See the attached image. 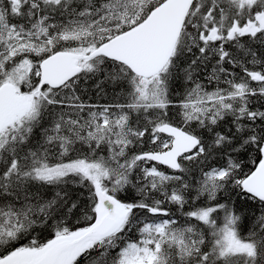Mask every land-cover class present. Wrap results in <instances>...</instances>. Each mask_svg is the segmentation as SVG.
<instances>
[{"label": "snow or ice", "instance_id": "snow-or-ice-1", "mask_svg": "<svg viewBox=\"0 0 264 264\" xmlns=\"http://www.w3.org/2000/svg\"><path fill=\"white\" fill-rule=\"evenodd\" d=\"M0 264H264V0H0Z\"/></svg>", "mask_w": 264, "mask_h": 264}]
</instances>
